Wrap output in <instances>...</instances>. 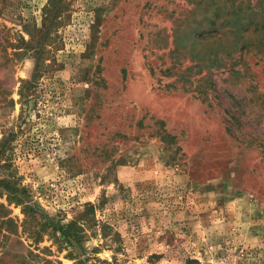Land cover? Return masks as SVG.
<instances>
[{"label":"rangeland","instance_id":"obj_1","mask_svg":"<svg viewBox=\"0 0 264 264\" xmlns=\"http://www.w3.org/2000/svg\"><path fill=\"white\" fill-rule=\"evenodd\" d=\"M0 264H264V0H0Z\"/></svg>","mask_w":264,"mask_h":264},{"label":"trees","instance_id":"obj_2","mask_svg":"<svg viewBox=\"0 0 264 264\" xmlns=\"http://www.w3.org/2000/svg\"><path fill=\"white\" fill-rule=\"evenodd\" d=\"M17 200H19V199H17ZM24 210L33 211L34 208L31 207V206H29V205H25V206H24ZM45 220H46L47 223H49V220H48V219L45 218ZM68 227H69L68 224L60 225V226L58 227V228L62 231V234H63L65 237H67L68 232H69V229H67ZM64 228H66V229H64Z\"/></svg>","mask_w":264,"mask_h":264}]
</instances>
